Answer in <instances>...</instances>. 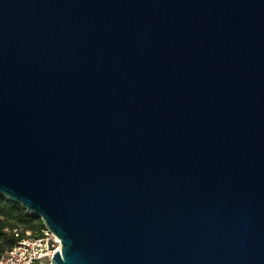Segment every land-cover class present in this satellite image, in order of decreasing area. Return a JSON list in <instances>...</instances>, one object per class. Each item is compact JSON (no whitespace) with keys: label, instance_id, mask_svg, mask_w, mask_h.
<instances>
[{"label":"water","instance_id":"water-1","mask_svg":"<svg viewBox=\"0 0 264 264\" xmlns=\"http://www.w3.org/2000/svg\"><path fill=\"white\" fill-rule=\"evenodd\" d=\"M0 194L51 264H264V0H0Z\"/></svg>","mask_w":264,"mask_h":264},{"label":"trees","instance_id":"trees-1","mask_svg":"<svg viewBox=\"0 0 264 264\" xmlns=\"http://www.w3.org/2000/svg\"><path fill=\"white\" fill-rule=\"evenodd\" d=\"M46 228L43 220L20 203L0 194V257L21 238L38 236ZM18 233V235L16 234Z\"/></svg>","mask_w":264,"mask_h":264},{"label":"built area","instance_id":"built-area-1","mask_svg":"<svg viewBox=\"0 0 264 264\" xmlns=\"http://www.w3.org/2000/svg\"><path fill=\"white\" fill-rule=\"evenodd\" d=\"M57 249L61 251V241L47 227L38 236H31L27 231V236L0 257V264H51Z\"/></svg>","mask_w":264,"mask_h":264}]
</instances>
